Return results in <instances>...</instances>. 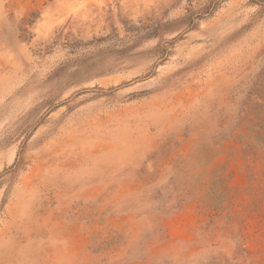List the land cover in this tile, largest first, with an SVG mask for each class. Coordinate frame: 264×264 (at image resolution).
I'll list each match as a JSON object with an SVG mask.
<instances>
[{"label": "rangeland", "instance_id": "1", "mask_svg": "<svg viewBox=\"0 0 264 264\" xmlns=\"http://www.w3.org/2000/svg\"><path fill=\"white\" fill-rule=\"evenodd\" d=\"M0 264H264V0H0Z\"/></svg>", "mask_w": 264, "mask_h": 264}]
</instances>
